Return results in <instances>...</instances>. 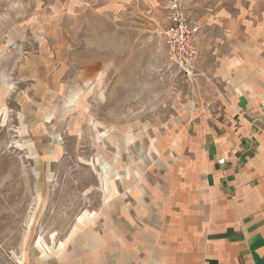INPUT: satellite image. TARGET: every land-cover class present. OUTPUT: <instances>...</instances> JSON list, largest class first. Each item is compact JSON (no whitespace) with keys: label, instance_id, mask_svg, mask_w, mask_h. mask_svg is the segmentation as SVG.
<instances>
[{"label":"rangeland","instance_id":"rangeland-1","mask_svg":"<svg viewBox=\"0 0 264 264\" xmlns=\"http://www.w3.org/2000/svg\"><path fill=\"white\" fill-rule=\"evenodd\" d=\"M170 1L116 15L106 10L113 0H0V65L12 61L11 95L0 103V264L72 253L81 226L103 220L117 197L201 161L209 143L200 137L227 96L212 74L187 80L171 63ZM51 39L62 45L57 86L77 80L68 90L46 68L41 85L20 69ZM91 65L97 77L80 83Z\"/></svg>","mask_w":264,"mask_h":264},{"label":"crops","instance_id":"crops-1","mask_svg":"<svg viewBox=\"0 0 264 264\" xmlns=\"http://www.w3.org/2000/svg\"><path fill=\"white\" fill-rule=\"evenodd\" d=\"M145 1L113 0L106 10L119 15L129 4ZM178 3L200 27L197 72L224 83L227 96L217 125L200 137L209 143L201 161L192 166L193 173L142 182L130 199L117 197L103 220H83L87 225H80L72 253L35 264H264V0ZM50 42L48 47L39 42V54L30 55L27 65L16 62L38 85L43 68L52 84L57 86L56 77L63 79L59 72L52 74L62 45ZM3 58L0 103L9 99L12 86V61ZM97 75L87 66L78 81ZM60 82L59 91L65 86ZM76 83L75 77L65 88ZM222 159L224 166L218 164Z\"/></svg>","mask_w":264,"mask_h":264},{"label":"built area","instance_id":"built-area-1","mask_svg":"<svg viewBox=\"0 0 264 264\" xmlns=\"http://www.w3.org/2000/svg\"><path fill=\"white\" fill-rule=\"evenodd\" d=\"M171 12V24L165 32L170 60L183 77L192 80L199 75L197 63L200 54L197 47V37L200 33V27L191 22L181 11L178 0L173 2ZM218 164L224 166L226 160L222 159Z\"/></svg>","mask_w":264,"mask_h":264}]
</instances>
